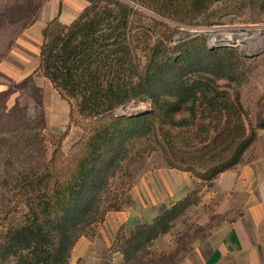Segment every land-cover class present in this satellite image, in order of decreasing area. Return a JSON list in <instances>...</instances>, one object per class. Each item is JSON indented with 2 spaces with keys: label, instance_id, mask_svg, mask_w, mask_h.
Masks as SVG:
<instances>
[{
  "label": "trees",
  "instance_id": "1",
  "mask_svg": "<svg viewBox=\"0 0 264 264\" xmlns=\"http://www.w3.org/2000/svg\"><path fill=\"white\" fill-rule=\"evenodd\" d=\"M84 1L87 5L72 23L56 26L40 47L35 71L69 105V118L47 160L21 187V194L29 188L39 190L30 197L36 199L34 217L12 225L8 229L12 237L4 240L0 234V262L9 248L28 244L32 250L21 255L22 264H67L77 240L90 237L87 230L97 232L108 212L122 209L117 201L110 200L103 209L99 205L104 175L118 159L125 140L122 136L127 139L138 128H150L168 168L189 173L198 184L209 186L237 164L255 137L254 129L264 127V119L255 127L246 122L236 91L221 90L204 73L182 75L194 67L189 60L195 55L198 38L184 42L179 57L167 55L168 44L174 41L168 22L208 26L213 15L243 9L248 0ZM228 52L232 51L224 47L203 49L210 58ZM170 62L172 77L168 81L177 82L190 98V121L165 122L154 111L131 117L111 113L102 120L114 108L144 97L155 98L161 112L174 110L173 101L152 90L164 76L162 67ZM71 127L81 134L64 151L62 145ZM198 191L162 209L151 222L136 225L128 236L121 235L120 227L113 244L123 262L129 263L134 254L164 235L198 201Z\"/></svg>",
  "mask_w": 264,
  "mask_h": 264
},
{
  "label": "rangeland",
  "instance_id": "2",
  "mask_svg": "<svg viewBox=\"0 0 264 264\" xmlns=\"http://www.w3.org/2000/svg\"><path fill=\"white\" fill-rule=\"evenodd\" d=\"M45 1L0 0V51L9 46L21 29L35 18ZM53 1L59 3L58 13L44 30L46 39L53 35L56 26L63 25L60 18L66 16L68 20L65 24H71L73 16L87 5L84 0ZM211 22L208 26L168 22L174 32V41L168 44L170 50L167 55L179 57L184 51L182 44L198 38L197 47L192 52L195 55H191L189 60L194 67H188L182 75L204 73L221 90L229 93L236 91L246 122L255 127L264 118V0H248L243 9L213 15ZM241 33H245L246 37L240 36ZM211 35L220 39L214 45L210 43ZM228 35H231L230 39L226 38ZM214 47H224L232 52L221 53L214 58L203 54V49ZM170 67L171 62L162 67L161 75L164 76L152 90L156 95L173 101L174 110L167 114L161 112L156 107L155 98L144 97L119 107L116 113L114 108L112 114L131 117L154 111L165 122L190 121L193 115L191 100L184 95L177 82L168 81V77H172ZM28 80L8 83L0 93V234L4 240L12 237L8 229L18 220L34 217L32 205L36 199L30 197L39 190L29 188L21 194V187L30 173L47 160L51 145L66 127L62 117L58 122L47 121L41 92L32 80ZM214 103L211 102L212 105ZM51 109L53 113L56 111L54 106ZM254 132V139L236 165L264 154V127L254 129ZM80 134L78 128H70L62 145L64 151ZM122 139L125 140L119 146L118 159L109 165L104 175L106 183L99 204L101 209L110 200L117 201L119 208L128 205L129 199H132L130 191L141 174L154 168H168L150 128H138L134 137L126 139L124 135ZM197 203L176 218L168 231L150 243L146 250L134 254L127 264H182L192 244L197 239H204L220 220ZM87 233L91 238L97 235L94 229L87 230ZM9 249L0 264H22L21 255L30 252L32 247L24 244ZM119 264L126 263L122 260Z\"/></svg>",
  "mask_w": 264,
  "mask_h": 264
},
{
  "label": "crops",
  "instance_id": "3",
  "mask_svg": "<svg viewBox=\"0 0 264 264\" xmlns=\"http://www.w3.org/2000/svg\"><path fill=\"white\" fill-rule=\"evenodd\" d=\"M58 5V1L46 0L36 19L0 51V93L8 83L30 79L41 92L47 121L58 122L62 117L67 125L68 104L35 71L44 30L57 16ZM67 20L66 16L60 18V24L66 25ZM195 190H199L197 206L220 220L204 239L192 244L182 264H264V154L220 173L209 186L200 185L191 174L175 169L145 171L130 191V203L120 211L108 212L96 236L78 239L67 264H119L122 256L113 242L120 227L121 235L128 236L136 225L151 222L162 209L182 201Z\"/></svg>",
  "mask_w": 264,
  "mask_h": 264
},
{
  "label": "built area",
  "instance_id": "4",
  "mask_svg": "<svg viewBox=\"0 0 264 264\" xmlns=\"http://www.w3.org/2000/svg\"><path fill=\"white\" fill-rule=\"evenodd\" d=\"M218 37H216V38H212V35H211V37H210V43L212 44V45H214L215 43H217L218 42V40H220V39H217Z\"/></svg>",
  "mask_w": 264,
  "mask_h": 264
},
{
  "label": "water",
  "instance_id": "5",
  "mask_svg": "<svg viewBox=\"0 0 264 264\" xmlns=\"http://www.w3.org/2000/svg\"><path fill=\"white\" fill-rule=\"evenodd\" d=\"M117 109H119V108H115V113H116ZM111 113H113V112L111 111V112L106 113L105 116L102 118V120L105 119L106 117H108Z\"/></svg>",
  "mask_w": 264,
  "mask_h": 264
},
{
  "label": "bare ground",
  "instance_id": "6",
  "mask_svg": "<svg viewBox=\"0 0 264 264\" xmlns=\"http://www.w3.org/2000/svg\"><path fill=\"white\" fill-rule=\"evenodd\" d=\"M217 36V35H216ZM240 36H242V37H246V34L244 33V34H240ZM220 37V36H219ZM226 38H228V39H230L231 38V35H228V36H226ZM261 44H262V42H261ZM256 47V46H255Z\"/></svg>",
  "mask_w": 264,
  "mask_h": 264
}]
</instances>
